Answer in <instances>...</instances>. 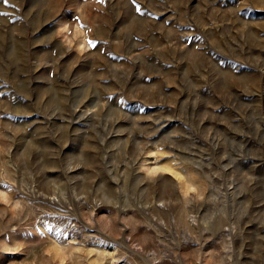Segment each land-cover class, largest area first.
Here are the masks:
<instances>
[{
  "label": "rangeland",
  "instance_id": "1",
  "mask_svg": "<svg viewBox=\"0 0 264 264\" xmlns=\"http://www.w3.org/2000/svg\"><path fill=\"white\" fill-rule=\"evenodd\" d=\"M0 264H264V0H0Z\"/></svg>",
  "mask_w": 264,
  "mask_h": 264
}]
</instances>
